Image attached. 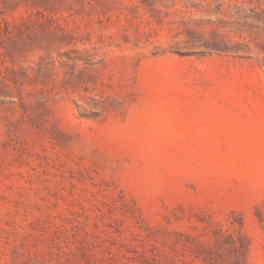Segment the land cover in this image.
Returning <instances> with one entry per match:
<instances>
[{"label":"rangeland","instance_id":"obj_1","mask_svg":"<svg viewBox=\"0 0 264 264\" xmlns=\"http://www.w3.org/2000/svg\"><path fill=\"white\" fill-rule=\"evenodd\" d=\"M0 264H264V0H0Z\"/></svg>","mask_w":264,"mask_h":264}]
</instances>
